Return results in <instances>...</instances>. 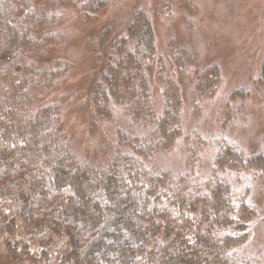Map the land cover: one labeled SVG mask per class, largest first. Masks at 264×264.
<instances>
[{
	"label": "trees",
	"instance_id": "1",
	"mask_svg": "<svg viewBox=\"0 0 264 264\" xmlns=\"http://www.w3.org/2000/svg\"><path fill=\"white\" fill-rule=\"evenodd\" d=\"M107 1L0 0V244L28 264H264L246 245L259 214L253 196L264 178V136L246 153L226 119L207 135L185 134L184 101L167 87L161 63L157 109L148 67L154 27L144 10L95 39L107 51L89 85L93 123L127 117L114 127L105 162L80 157L60 131V105L40 103L68 70L46 63L60 41L58 18L67 9L97 12ZM183 68L177 60L179 76ZM220 78L216 64L199 69L195 95H211ZM263 79L264 58L255 80ZM176 144L184 159L173 170L157 156Z\"/></svg>",
	"mask_w": 264,
	"mask_h": 264
},
{
	"label": "rangeland",
	"instance_id": "2",
	"mask_svg": "<svg viewBox=\"0 0 264 264\" xmlns=\"http://www.w3.org/2000/svg\"><path fill=\"white\" fill-rule=\"evenodd\" d=\"M136 8L150 15L154 27L155 53L148 67L157 109L162 106L163 85L156 77L161 63L167 87L184 101L185 134L197 129L207 135L226 119L230 137L246 153L258 150L264 136V79H255L264 58V0H108L99 11L86 13L89 18L82 11L63 12L56 26L60 41L45 52L46 63L66 62L68 70L41 94L40 103L60 105V131L77 154L105 162L115 148L114 127L127 123L121 112L110 120L96 117L93 123L88 97L90 80L107 51L99 49L95 39L105 26L112 33L120 31ZM177 60L184 61L182 76L177 73ZM209 64L218 66L220 81L211 95L197 97L193 75ZM192 100L197 101L195 112ZM183 159L178 145L157 156L158 163L173 170L180 169ZM253 198L259 214L246 241L247 251L264 261V178L255 183ZM2 235L0 230V241ZM0 264H28V259L14 256L0 244ZM33 264L39 262L34 259Z\"/></svg>",
	"mask_w": 264,
	"mask_h": 264
}]
</instances>
